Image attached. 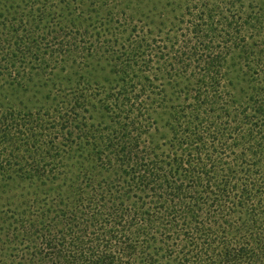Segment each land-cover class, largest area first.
I'll return each mask as SVG.
<instances>
[{
	"label": "trees",
	"instance_id": "obj_1",
	"mask_svg": "<svg viewBox=\"0 0 264 264\" xmlns=\"http://www.w3.org/2000/svg\"><path fill=\"white\" fill-rule=\"evenodd\" d=\"M104 1L0 0V264H264V0Z\"/></svg>",
	"mask_w": 264,
	"mask_h": 264
},
{
	"label": "rangeland",
	"instance_id": "obj_2",
	"mask_svg": "<svg viewBox=\"0 0 264 264\" xmlns=\"http://www.w3.org/2000/svg\"><path fill=\"white\" fill-rule=\"evenodd\" d=\"M90 0H82V3L87 4ZM96 1V0H94ZM103 1V0H99ZM128 0H106L105 2V6L103 7H99L98 4H94V10L93 12H90L91 14V18L90 20H88V22H91L92 25H94L93 31H99L102 33V36L104 37H110L111 35L109 33L113 32V30L110 29L108 22L106 21V24L101 25V22L104 21L103 17H102V10H108L112 7H117V6H125L126 11L128 13H131V9L132 8H140V6L142 5L141 10H137V16L136 19L139 21L140 19V24H145L146 26H150V27H156L154 25H156V23L158 21H163L164 23L161 25L159 29V31H161V33H166L169 29H170V9H171V5L167 4V1H175V0H132L131 2H127ZM142 1V2H141ZM133 3V4H132ZM56 10L58 12H60L59 10V5L56 4ZM85 7V6H83ZM159 11H163V16L159 17L158 16V12ZM139 12V14H138ZM112 26H114L115 24H111ZM146 28V27H145ZM147 29V28H146ZM118 34H121L122 36L125 35V32H123L122 27H119L118 30ZM99 59L101 61H106L104 60V55L100 54L99 55ZM19 65V64H18ZM109 68V63L106 61V65H104V69L102 71H98L100 76H103L105 74V72L108 70ZM9 71H0V85H6V83L4 82V79L2 78L3 76L5 77V75H8ZM1 87V86H0ZM6 87V86H5ZM8 89V88H5ZM7 92H10V90H5ZM19 97L21 99H25L26 96L19 94ZM24 191H27L26 189H24ZM18 192V191H17ZM0 210H2V208L0 207ZM1 232V231H0Z\"/></svg>",
	"mask_w": 264,
	"mask_h": 264
}]
</instances>
